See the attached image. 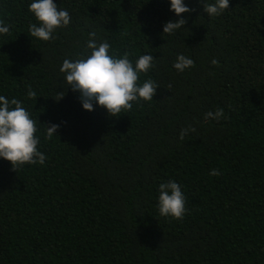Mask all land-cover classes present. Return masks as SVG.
Listing matches in <instances>:
<instances>
[{
  "label": "trees",
  "instance_id": "16d2710c",
  "mask_svg": "<svg viewBox=\"0 0 264 264\" xmlns=\"http://www.w3.org/2000/svg\"><path fill=\"white\" fill-rule=\"evenodd\" d=\"M32 2L0 0V95L36 121L46 159L15 171L0 157V264H264V0H229L215 17L184 0L195 10L174 34L170 0H54L71 20L49 41L29 35ZM93 32L133 66L155 58L137 81L159 85L151 101L119 117L82 107L60 67L91 54ZM180 54L195 66L177 71ZM46 124L59 125L51 138ZM168 181L182 219L159 213Z\"/></svg>",
  "mask_w": 264,
  "mask_h": 264
},
{
  "label": "clouds",
  "instance_id": "9594fccd",
  "mask_svg": "<svg viewBox=\"0 0 264 264\" xmlns=\"http://www.w3.org/2000/svg\"><path fill=\"white\" fill-rule=\"evenodd\" d=\"M200 2L209 17L218 16L229 9V0H215V3H206L205 0ZM170 10L180 18L164 24L163 33L167 34H174L186 24L187 18L181 14L190 13L195 9L188 7L184 0H170ZM29 11L39 22V26L36 23L30 25L29 35L43 41L54 39L53 33L58 28L67 27L71 20L69 12L58 9L54 0H33L29 5ZM9 31V26L0 22V34H8ZM89 36L86 48L91 49V54L75 61L65 59L60 67L68 87L79 93L82 107L92 111L93 102H96L107 110L109 116L119 117L122 112L131 110L132 102L151 101L159 85L151 79L146 80L142 86L138 85L137 81L141 73L146 74L155 67V58L151 54H144L133 66L127 52L122 58H114L109 54L110 44L107 41L97 44L94 39L95 33H89ZM212 64L216 65L218 61L213 59ZM194 66V61L183 54L178 55L173 64L179 72ZM167 89L171 90V85H168ZM27 95L29 98H37L36 92L30 86ZM10 105L15 107L10 108ZM223 117V108L205 114V119L219 121ZM58 127L57 124L47 125V137L51 138ZM195 131L196 129L189 125L180 131L179 139L183 141L189 132ZM36 132V121L30 117L21 101L15 98L9 101L0 95V157L10 161L13 170L17 171L25 164L45 162V155L37 147L39 139ZM209 175L219 176L220 171L212 169ZM158 191L160 215L182 219L187 209L180 185L175 181H168L161 183Z\"/></svg>",
  "mask_w": 264,
  "mask_h": 264
}]
</instances>
